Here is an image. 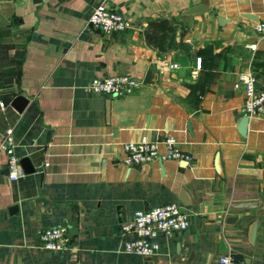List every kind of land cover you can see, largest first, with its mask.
<instances>
[{
    "label": "crops",
    "instance_id": "0c3cea01",
    "mask_svg": "<svg viewBox=\"0 0 264 264\" xmlns=\"http://www.w3.org/2000/svg\"><path fill=\"white\" fill-rule=\"evenodd\" d=\"M103 2L134 29L92 28ZM157 19L185 47L150 45ZM258 24L264 0H0V147L12 129L15 156L36 169L11 182L0 156V264H220L227 255L264 264V113L245 115L235 87L251 69L264 90ZM119 75L143 85L120 98L87 91ZM18 96L28 99L22 112ZM168 136L191 162L122 163L124 144ZM182 195L189 229L160 236L151 258L126 253L121 225L138 210L182 205ZM58 226L73 250L41 248L40 233Z\"/></svg>",
    "mask_w": 264,
    "mask_h": 264
},
{
    "label": "built area",
    "instance_id": "2783aa9c",
    "mask_svg": "<svg viewBox=\"0 0 264 264\" xmlns=\"http://www.w3.org/2000/svg\"><path fill=\"white\" fill-rule=\"evenodd\" d=\"M89 23L92 28L105 36L126 34L134 29L127 17L109 7L103 2L94 8ZM257 31L264 34V24L257 25ZM172 69H178L177 63L170 64ZM201 68V59L197 62ZM143 82L130 76L96 77L87 87V91L104 97L120 98L127 94L129 88H138ZM236 88L245 94L244 113L249 117L264 113V90L258 88L257 79L250 69L239 74ZM4 108L5 104L2 103ZM13 130L7 134L0 147V156L5 153L7 160V177L16 182L24 178L27 173L13 149ZM163 146V151H161ZM125 157L122 163L128 167H139L155 161H187L192 156L184 153L178 146L175 137L168 136L162 142H152L146 138L139 142L124 144ZM190 227V217L185 208L179 203L136 211L131 219L121 225V231L128 239L125 242V252L142 258H151L160 251L158 238L170 237L175 233L187 231ZM40 246L49 252H61L74 249L72 234L66 226L47 228L40 233ZM220 264H240L231 256H222Z\"/></svg>",
    "mask_w": 264,
    "mask_h": 264
},
{
    "label": "trees",
    "instance_id": "16d2710c",
    "mask_svg": "<svg viewBox=\"0 0 264 264\" xmlns=\"http://www.w3.org/2000/svg\"><path fill=\"white\" fill-rule=\"evenodd\" d=\"M177 27L172 25L168 20L157 19L151 21L146 30V39L148 43L161 52H166L177 47L183 48V42L177 43L175 34Z\"/></svg>",
    "mask_w": 264,
    "mask_h": 264
},
{
    "label": "water",
    "instance_id": "95a60500",
    "mask_svg": "<svg viewBox=\"0 0 264 264\" xmlns=\"http://www.w3.org/2000/svg\"><path fill=\"white\" fill-rule=\"evenodd\" d=\"M151 75L149 74L148 78L150 77ZM28 104V99H26L25 97L23 96H18L14 99L13 103H12V106L18 111V112H22L26 105ZM21 165L22 167L25 169L26 173L27 174H33L36 172V169L34 167H32V165L30 164V162L25 159V160H22L21 162ZM180 200L182 202V205L183 207L185 208V210L187 208H189L192 204L191 202H189L183 195L180 197ZM232 222L234 221V219H229L228 222ZM192 256H194V254H192Z\"/></svg>",
    "mask_w": 264,
    "mask_h": 264
}]
</instances>
